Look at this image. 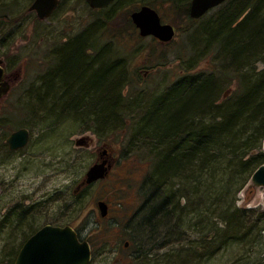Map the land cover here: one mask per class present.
Returning a JSON list of instances; mask_svg holds the SVG:
<instances>
[{
  "label": "trees",
  "instance_id": "obj_1",
  "mask_svg": "<svg viewBox=\"0 0 264 264\" xmlns=\"http://www.w3.org/2000/svg\"><path fill=\"white\" fill-rule=\"evenodd\" d=\"M167 1L189 23L183 33L190 39L196 22L189 15L191 0ZM218 8L206 22L204 50L187 45L190 61L211 56L217 78L189 74L188 63V72L157 103L144 106L145 117L134 127L132 143L144 141L155 165L138 224L144 246H150L146 264H264V211L238 206L239 194L264 165V0H227ZM126 22L133 25L130 15ZM81 37L80 44H66L60 56L65 54L47 70L35 108L27 112L39 113L42 124L61 121L100 138L127 130L131 110L143 107L125 93L128 67L123 58L108 57L98 41ZM219 77L230 86L223 94L213 80ZM19 208L17 225L10 228L19 234L29 228L22 244L35 230L26 227L32 209ZM161 247L169 253L158 261ZM13 251L8 264L18 252Z\"/></svg>",
  "mask_w": 264,
  "mask_h": 264
},
{
  "label": "rangeland",
  "instance_id": "obj_2",
  "mask_svg": "<svg viewBox=\"0 0 264 264\" xmlns=\"http://www.w3.org/2000/svg\"><path fill=\"white\" fill-rule=\"evenodd\" d=\"M33 1L0 0V60L15 80L0 108V264H8L11 250H19L23 241L22 232L26 228L20 234L10 228L11 223L17 225L20 212L15 209L19 207L32 209L27 215L26 227L33 225L35 231L46 224L61 226L70 222L84 240L92 242L95 251L92 264H144L135 263L131 254L138 246L143 245L146 251L150 249L142 242L138 224L145 205V191L150 186L146 181L155 165L152 152L144 148V141L132 143L134 127L145 117L144 106L154 104V95L187 73L188 63L192 62L189 74L218 76L211 56H198L190 61L187 45L191 43L204 50L202 38L208 26L206 22L216 18L220 10L217 7L190 24L195 32L189 39L183 33L189 23L178 19L167 0H118L102 12L92 10L86 0H62L55 14L44 21L29 10ZM144 5L155 9L164 23L176 28V37L170 44L140 38L132 24L123 23ZM81 36H86L91 43L98 41L96 44L110 51L108 57L123 58L128 67L125 93L133 102H142L143 109L140 106L139 110H131L132 121L127 122L130 126L127 130L100 138L82 127L71 128L61 121L54 126L42 124L39 113L27 112L35 108L33 98L41 90L47 70L65 54L60 56L66 44L79 43L84 40ZM182 57H186L184 62ZM146 71H150L147 76ZM213 80L220 84L221 94L230 88L228 83H220L221 77ZM21 128L30 131V144L25 149L10 151L6 140ZM36 143L40 146L34 147ZM104 149L115 158L109 176L74 194L96 163L99 150ZM238 198L239 207L264 211L263 187L249 183ZM100 201L107 203L108 217L101 215ZM7 214L9 222L3 223ZM126 242L130 243L128 249ZM167 253L169 247H161L155 252V259L164 260ZM228 258L232 260L230 255Z\"/></svg>",
  "mask_w": 264,
  "mask_h": 264
},
{
  "label": "water",
  "instance_id": "obj_3",
  "mask_svg": "<svg viewBox=\"0 0 264 264\" xmlns=\"http://www.w3.org/2000/svg\"><path fill=\"white\" fill-rule=\"evenodd\" d=\"M93 9L107 8L115 0H86ZM227 0H192L189 14L192 19H200L210 10ZM60 0H34L29 10L36 12L39 20L48 19L57 9ZM141 37L153 36L162 43H170L176 35L171 24H163L160 15L151 7L143 6L131 15ZM0 60V101L11 90V83L5 80V69ZM227 97V94H225ZM11 151L24 149L30 142V131L22 128L13 132L6 140ZM110 168L107 162L95 164L87 171L84 179L77 186L75 193L87 185L106 178ZM251 186L264 188V165L260 166L251 178ZM103 217L108 214L105 202L98 203ZM92 250L89 242H81L77 232L71 226L45 225L30 237L16 258L14 264H90Z\"/></svg>",
  "mask_w": 264,
  "mask_h": 264
},
{
  "label": "flooded vegetation",
  "instance_id": "obj_4",
  "mask_svg": "<svg viewBox=\"0 0 264 264\" xmlns=\"http://www.w3.org/2000/svg\"><path fill=\"white\" fill-rule=\"evenodd\" d=\"M118 0H115V2L114 3H112L111 5H109L107 8H102V9H93V8H91L92 10H94V11H97V12H102L103 10H107V9H109V8H111L116 2H117ZM61 2H62V0H60V3H59V5H58V7H57V9L53 12V14L49 17V18H51L54 14H55V12L58 10V8L60 7V4H61ZM142 7V6H141ZM35 13V12H34ZM36 14V13H35ZM131 15V14H130ZM37 16V15H36ZM48 18V19H49ZM39 20V19H38ZM41 21V20H40ZM135 29V31H136V33L139 35V30L138 29H136V27H134ZM140 38H142V37H140ZM147 38H153V37H147ZM154 40H157V41H159L158 39H156V38H153ZM161 44H166V45H168L167 43H162L161 41H159ZM3 66H4V68H5V79L7 80V81H9V82H13V84H15V80H13L12 79V77L11 76H9L8 74H7V69H6V66H5V63H4V61H3ZM149 72L150 71H146V76L149 74ZM103 162H107V167L108 168H110V172H111V170H112V168L114 167V164H115V158H114V156L111 154V153H109L107 150H99V157H98V159H97V161H96V163L95 164H101V163H103ZM109 172V173H110ZM108 215H109V212H108ZM108 215H107V217H108ZM41 229V228H40ZM40 229H38V230H36V231H34L32 234H31V236L30 237H32L33 235H35ZM76 232H77V235H78V238H79V240L81 241V242H83V241H85L84 240V238H82V236L79 234V232L76 230ZM29 237V238H30ZM28 238V239H29ZM26 242V241H25ZM24 242V243H25ZM24 243H22L21 244V246H20V248H19V250H18V252L16 253V256H15V260H14V262H13V264L15 263V261H16V258H17V256H18V254H19V251L21 250V248L23 247V245H24ZM90 243V246H91V250H92V261H91V263L90 264H92V262H93V256H94V248H93V246H92V242L90 241L89 242ZM129 245H130V243L129 242H126L125 243V248L126 249H128L129 248ZM157 248H159V247H157ZM144 249V247H142V246H138V250L136 251V252H134V253H132L131 254V258H132V260L133 261H135V263H138V262H142V263H144V264H146L145 263V261H144V254H145V252H146V250H143Z\"/></svg>",
  "mask_w": 264,
  "mask_h": 264
},
{
  "label": "bare ground",
  "instance_id": "obj_5",
  "mask_svg": "<svg viewBox=\"0 0 264 264\" xmlns=\"http://www.w3.org/2000/svg\"><path fill=\"white\" fill-rule=\"evenodd\" d=\"M56 55H57V54H56ZM167 89H168V88H167ZM167 89H165V90H163L161 93H159V94L153 96V98H154V100H155L156 103L161 99V97L163 96L162 94L165 93ZM224 98H226L225 95H224Z\"/></svg>",
  "mask_w": 264,
  "mask_h": 264
}]
</instances>
